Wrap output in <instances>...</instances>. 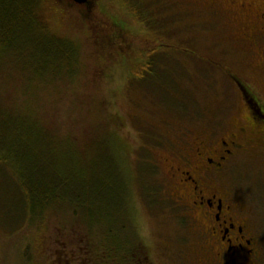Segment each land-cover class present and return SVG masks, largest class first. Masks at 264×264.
<instances>
[{"label": "rangeland", "instance_id": "obj_1", "mask_svg": "<svg viewBox=\"0 0 264 264\" xmlns=\"http://www.w3.org/2000/svg\"><path fill=\"white\" fill-rule=\"evenodd\" d=\"M42 1L38 14L48 35L77 46L80 65L74 75L63 72L48 84L35 83L28 94L16 43L3 54L0 47V105L33 115L57 141L72 136L84 163L99 155L110 159L106 172L114 181L115 164L123 182L121 161L128 166L134 219L132 227L124 221L122 241L126 237L134 247L139 238L150 264H200L203 239L191 229L200 219L182 207L184 192L174 167H185L199 138L234 135L240 148L220 184L234 190L264 242V118L257 120L247 102L264 107V70L239 37L244 21L198 0H90V7ZM102 38L117 41L116 50L103 55L99 44L110 43ZM138 59L142 75L131 72ZM118 142L121 158L114 154ZM76 160L70 166L81 173ZM80 176L72 180L78 188ZM67 207H50L16 229L18 221L8 213L17 202L9 189L0 190V264H104L85 225Z\"/></svg>", "mask_w": 264, "mask_h": 264}, {"label": "trees", "instance_id": "obj_2", "mask_svg": "<svg viewBox=\"0 0 264 264\" xmlns=\"http://www.w3.org/2000/svg\"><path fill=\"white\" fill-rule=\"evenodd\" d=\"M42 2L0 0L2 54L16 43L19 50L16 63L26 80L24 93L28 94L35 83L48 84L51 82L49 79L63 72L74 75L80 65L77 46L48 35L46 23L38 14ZM106 42L110 43L108 40ZM111 42L99 44L104 46L103 55L116 50L114 46L119 45L117 41ZM155 51L152 49L148 53ZM136 63L141 65L142 60L138 59ZM137 64L135 70L130 71L142 75L144 65L139 69L136 68ZM50 72L51 76L48 75ZM35 119L20 109H16L14 114L0 105V190L9 189L17 202L15 212L8 213L18 221L15 228L26 225L28 218L48 214L50 207L56 210L68 205L74 218L85 225L90 244L94 243L100 249L95 254L103 258L104 264H150L149 254L139 238L135 248L132 245L130 247L126 237L122 241L123 228L128 224L132 227L134 219L133 210L129 211L127 192V187L134 182V176L130 174L128 166L120 160L127 173L123 182V174L115 164L119 175L114 181L106 172L112 166L111 161L109 164L110 159L99 155L92 164L84 163L83 154L73 149L72 140L69 139L72 136H66L67 141H57L55 133L47 132ZM109 143L107 148L110 155ZM122 148L119 142L114 146L115 156L124 157ZM62 154L65 159H62ZM72 159L73 164L77 159L78 164L82 165L81 173L72 169L73 164L70 166ZM78 174L83 177V184L79 188L72 181ZM67 184L75 186L68 187ZM115 219L120 222L113 224ZM124 221L128 224H124Z\"/></svg>", "mask_w": 264, "mask_h": 264}, {"label": "flooded vegetation", "instance_id": "obj_3", "mask_svg": "<svg viewBox=\"0 0 264 264\" xmlns=\"http://www.w3.org/2000/svg\"><path fill=\"white\" fill-rule=\"evenodd\" d=\"M192 1L195 0H191V4ZM198 1L208 2L217 14L219 9L230 10L237 19L244 21L239 37L251 54L256 53L264 70V0ZM84 4L88 7L91 1ZM252 34L256 36L255 41L249 42ZM241 89L247 94L245 88ZM247 102L256 119H263L264 107L257 100ZM234 137L213 141L199 138L192 148L193 157L185 167H174L184 192L181 206L200 219L195 223L196 228H191L199 233L198 236L192 233L193 236L203 239L200 264H264V242L249 211L239 205L231 187L220 184L222 176L230 173L240 148Z\"/></svg>", "mask_w": 264, "mask_h": 264}, {"label": "water", "instance_id": "obj_4", "mask_svg": "<svg viewBox=\"0 0 264 264\" xmlns=\"http://www.w3.org/2000/svg\"><path fill=\"white\" fill-rule=\"evenodd\" d=\"M75 3H78V4H84L86 3L88 0H73Z\"/></svg>", "mask_w": 264, "mask_h": 264}]
</instances>
